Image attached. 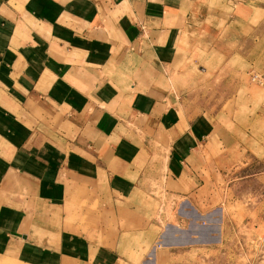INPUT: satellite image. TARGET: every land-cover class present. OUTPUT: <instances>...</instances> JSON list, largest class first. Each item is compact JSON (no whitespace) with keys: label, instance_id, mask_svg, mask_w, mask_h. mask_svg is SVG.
Listing matches in <instances>:
<instances>
[{"label":"crops","instance_id":"0c3cea01","mask_svg":"<svg viewBox=\"0 0 264 264\" xmlns=\"http://www.w3.org/2000/svg\"><path fill=\"white\" fill-rule=\"evenodd\" d=\"M261 41L264 0H0V264H184L161 193L231 165L190 71L224 103Z\"/></svg>","mask_w":264,"mask_h":264},{"label":"rangeland","instance_id":"374dc122","mask_svg":"<svg viewBox=\"0 0 264 264\" xmlns=\"http://www.w3.org/2000/svg\"><path fill=\"white\" fill-rule=\"evenodd\" d=\"M205 57L207 61L200 63L206 66L213 58ZM248 57L251 59L235 56L232 60L233 69L227 72L242 84L236 96L228 95L224 103L218 100L220 91L232 93L231 78L222 86L220 76H204L198 64L192 63L195 70L190 72L196 71V76L186 86L194 99L189 104L217 114L213 118L216 125L228 131L231 165L217 161L219 171L210 166L212 180L206 172V184L190 198L196 209L183 196L161 193L162 222L184 227L178 235L192 243L189 251H180L188 255L189 262L184 264H264V86L251 81L248 74L253 67L264 69L262 41ZM211 98L215 99L208 100ZM184 204L190 212H179Z\"/></svg>","mask_w":264,"mask_h":264},{"label":"built area","instance_id":"2783aa9c","mask_svg":"<svg viewBox=\"0 0 264 264\" xmlns=\"http://www.w3.org/2000/svg\"><path fill=\"white\" fill-rule=\"evenodd\" d=\"M249 78L251 81L264 86V71H251Z\"/></svg>","mask_w":264,"mask_h":264}]
</instances>
